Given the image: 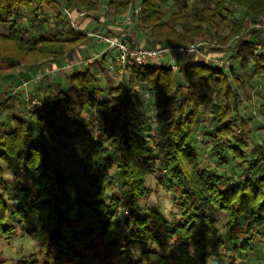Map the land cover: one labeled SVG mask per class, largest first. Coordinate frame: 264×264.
<instances>
[{"label":"trees","instance_id":"obj_1","mask_svg":"<svg viewBox=\"0 0 264 264\" xmlns=\"http://www.w3.org/2000/svg\"><path fill=\"white\" fill-rule=\"evenodd\" d=\"M53 1L0 0V28H8L0 32V84L21 67L58 63L88 38L72 27L68 38L26 37ZM65 1L89 12L101 8L100 0ZM161 1L142 0L135 19L148 46L215 37L206 51L232 54L242 67L252 65V75L243 77L234 65L222 68L192 59L180 70L135 64L106 91L88 64L75 68L67 87L54 97L41 96V105L26 106L25 116L11 113L10 124L0 123V239L22 236L20 226L34 219L37 246L16 264H71L91 256L100 264H171L168 248L201 264H208L213 252L226 258L220 249H229L233 261L228 264H245L241 256L253 252L258 239L264 242V140L253 138L250 121L241 113L247 86L264 77V0H195L168 19L161 15ZM106 5L112 15L123 16L130 0ZM240 12L250 16L248 24ZM138 84L161 93L154 133L138 108ZM24 98L14 94L7 101ZM85 114L95 135L79 151L73 142L78 132L65 118L80 123ZM207 121L214 124L204 134L222 172L203 162L194 145V127ZM151 173L157 188L172 195L177 211L170 219L146 204L153 192ZM26 177L30 184L22 183ZM11 202L21 204L12 210ZM10 212L16 223H9ZM220 212L227 216L223 224L213 216Z\"/></svg>","mask_w":264,"mask_h":264},{"label":"rangeland","instance_id":"obj_2","mask_svg":"<svg viewBox=\"0 0 264 264\" xmlns=\"http://www.w3.org/2000/svg\"><path fill=\"white\" fill-rule=\"evenodd\" d=\"M194 1L195 0H162L161 8H160L161 15L164 19H168L173 12H176L182 9L185 4L191 5ZM107 2L108 0H100L99 3L106 4ZM102 8L104 9L103 6ZM59 9L60 8H58V6H55L54 4H52L51 6L50 5L46 6L45 10L40 12L39 20H37V26L32 28L30 31H28L26 33V37L33 39L37 35L44 34V33L51 34V35L59 34L61 38L71 37V32H70L71 26L68 23L67 18L64 15L63 11L60 12ZM238 16L240 19H243L242 21L244 25L248 24L247 21H251L250 16L249 17L243 16L242 12H240ZM46 17H50V20L40 22L41 20H44ZM57 17L61 18L62 22L59 23L57 21ZM89 17L90 16H86L82 20L87 19ZM85 25L87 24L83 23L84 28H86ZM91 27H88L86 29L88 30ZM7 29H8L7 27H1L0 32H5L7 31ZM120 29L121 28L118 27L116 31L119 33ZM227 31L228 29L224 33H226ZM102 32H103V29H102ZM221 34L224 35L223 33L216 31L217 36ZM263 36H264V32H263ZM90 38H94V37L88 36L87 39H90ZM208 39H209V42H211L212 40L213 41L215 40V37H209ZM209 45L211 46V44ZM105 49H106V45L103 48V50L99 52L98 51L94 52L93 54H91V56L89 55L86 57H82V59L80 60V63L86 62V59L94 55H97V54H100V56H102V53L104 52ZM209 53H210L209 51H206V56ZM103 54H104V57H106L104 58L105 63L102 65L98 73L100 77V81H103V83H101L99 87L104 88V90L107 91L110 85H117L123 80L125 71L121 72L118 69H116L115 72L110 74L107 69L108 68L107 66L109 65L108 57L106 56L107 54L106 53H103ZM204 55L205 54H191V55L174 54L173 56H175L176 58V61L174 62L175 64L174 69L176 70L182 69L185 63V60L183 58H187L188 56H197L203 60L202 62H205L208 64L214 63L216 67H220V64L218 62H213L209 58H204L206 57ZM97 60H94V61H97ZM162 60L160 61L162 62ZM94 61H92L90 64H92ZM158 61L159 60H156L153 63H156ZM163 62H164V65H169V66H171L173 63L172 62L171 64H165L167 62H170L168 59L163 60ZM153 63H150L148 65H154ZM227 63H229V65H234L236 71L245 78L251 76L253 73V67L251 64H247L245 67H242L237 57L233 56L232 54ZM46 67H50V68H44L43 70L47 71V69H50L51 74L49 72L44 73V76L42 79L46 78L47 76H51V75L53 76L58 70V68H56L52 64H46ZM17 71L18 70H16V72ZM67 78L69 80V76H67ZM136 92L139 98L138 108L140 109L141 112H143L141 113L143 114V116L142 115L141 116L143 118H145L146 116L148 117V121L151 122V125H152L150 132L154 133L155 126L158 124V122L161 119V110H162L161 93H155V94L151 93L142 84H138V86L136 87ZM55 93L57 94V92ZM247 94L250 95V98H248ZM29 96L30 98L40 97L38 95L33 96L32 94H29ZM26 106H28V108H33V105L29 106L28 101H21V102L19 101L8 102L7 100L1 101L0 102V107H1L0 113H1L2 120L0 121V123H2L3 121L9 123L10 118H11V113L25 116ZM241 113L247 120L250 121V133L253 136V138L257 142H261L262 140H264V77H255L254 80L251 81L249 85L247 86L246 92L243 94V105L241 108ZM65 120H66V124H68L70 127H72V129L78 132V135L73 138V142H74V147H76V149L81 151V147H82L84 140H88L90 139V137H94L95 135L94 130L88 124V115L85 114L84 120L80 123H75L74 120L68 116L65 118ZM213 124H214L213 121L199 122L198 124H196V126L194 127V135H195L194 145L196 147L198 157L203 162L208 163L212 167H216L220 172H222V167L219 166L217 157L211 154V151H210L211 149H210V146L208 145L209 137H207L204 134L205 131H210L212 129ZM245 151L246 153L250 155L251 153L250 150H245ZM1 165L4 169L5 177L11 183L12 182L11 176L7 170L6 164L1 162ZM234 165L235 163H232L229 166V169H232ZM22 183L27 185L31 183V180L29 177H26V179L22 180ZM148 185L153 190V192L147 198L146 204H148L151 207H159L163 215L167 217L168 219H170L172 216V213L177 211L173 207L172 195L167 193L163 189L157 188V179L154 173L150 174ZM16 203L21 204V202H15V203L11 202L10 203L12 210L14 209L13 206L16 205ZM213 216L215 217L214 214ZM15 219L16 218L14 214L10 212L9 213V223H12V222L16 223L18 220L17 219L15 220ZM220 221L222 222V224L224 223L222 220ZM34 224H35L34 219H31L30 221L24 223L23 226H20V229H19L20 231L18 232L19 235H22V236L14 238L11 241L7 239H0V261L2 262V264H16L18 259L27 257L31 253L37 250L35 238H34L33 231H32ZM221 226H222V233L226 234V229L223 227V225ZM261 230L263 231L264 229H261ZM257 241L258 243L256 244L255 250L253 252H251L247 256L246 255L241 256V258L243 257L245 264H264V242L262 241L259 242V239ZM135 250L137 252L138 248H135ZM220 250L225 252L226 258L220 255L217 256L216 252H213V254L210 256L208 264H228V262L233 261L231 250L224 249V248H221ZM165 253L167 254L171 264H178V262H181V264H201L199 260H189V259L181 258L173 248L166 249ZM71 264H100V263L97 259L91 256L90 258L86 260L74 262ZM236 264H239V262Z\"/></svg>","mask_w":264,"mask_h":264},{"label":"built area","instance_id":"obj_3","mask_svg":"<svg viewBox=\"0 0 264 264\" xmlns=\"http://www.w3.org/2000/svg\"><path fill=\"white\" fill-rule=\"evenodd\" d=\"M142 0H130V8L127 13L123 15L122 18H119L118 23L121 25V29L119 33L116 35L110 34L108 32H102L101 24L98 22L93 25L88 30L84 28L81 19L86 16L95 15L94 12H89L84 9H79L76 6L66 2L65 0H54L53 4L60 8L64 15L66 16L70 26L79 31L87 34V36L94 37L98 42L105 43L106 49L103 53H106L108 57L109 65L107 66L109 73L115 72L116 69L119 71H124L125 69H129L131 66L135 64L147 65L153 63L156 60H169L166 64H171L174 67V62L176 61L174 54L181 55H191V54H205L206 56V47L209 42L206 41H196L189 45H175V46H148L143 44H137L131 40V31L133 26L135 25L136 17L141 13ZM106 8V7H105ZM258 47H261L260 45ZM102 53V55H104ZM100 54L94 55L86 59L84 62L85 65L90 64L92 61L99 59ZM206 58L211 59L213 62H218L220 67L226 68L229 66V58L227 57L225 52L214 54L210 52L207 54ZM227 64V65H226ZM46 65L39 66L38 70L34 75V81L40 82L44 76V73L49 72L51 74L50 69L44 71ZM53 72V70H52ZM19 87L14 89V94L17 93ZM32 97V96H31ZM25 101L29 102L30 105H41L42 99L32 97L30 98L29 94L25 97ZM143 113V112H141ZM143 116V114H141ZM141 116V117H142ZM2 120L0 113V121Z\"/></svg>","mask_w":264,"mask_h":264},{"label":"crops","instance_id":"obj_4","mask_svg":"<svg viewBox=\"0 0 264 264\" xmlns=\"http://www.w3.org/2000/svg\"><path fill=\"white\" fill-rule=\"evenodd\" d=\"M107 4V3H106ZM106 4H101L104 9L101 8L94 12L95 15L90 16L87 19L82 20V24L85 25L86 28L91 27L95 25L96 23H100L101 27L104 32H108L111 34H117L116 29L118 27L120 28L121 25L118 23L119 18L122 16H114L111 13H109L106 8ZM132 34H131V40L134 41L137 44H143L148 45V38L147 35L141 31L136 25L132 28ZM105 47V43L98 42L95 38H90L85 40L84 44L81 45L78 48L73 49L70 51L61 61L58 63H51L53 66L58 68L57 72L52 76H47L46 78L42 79L40 82L34 81V75L39 67H22L18 69V71L14 74L13 78L9 81H6L2 84H0V102L8 100L12 95H14V89L19 87L17 91V95H19V99L22 100V97H26L28 94H32L33 96H52L56 95L55 92H59L62 89H65L68 83L67 76L70 75V73L75 68H81L84 70L87 65L84 63H80V60L82 57L91 56L94 52H99L103 50ZM204 57V56H203ZM104 55L97 60L94 61L92 64H90V67L92 71L96 73V75L99 76V71L104 62ZM206 58V57H204ZM102 59V60H101ZM185 61L187 59H194L198 61H203L197 56H188L187 58H183ZM103 61V62H102ZM102 62V63H101ZM159 60L156 63H153L154 65L164 64L163 60ZM125 75V74H124ZM103 83V81L100 82V84ZM104 89V88H103ZM18 99V98H17ZM25 99V98H24ZM16 100V99H15ZM18 101V100H16ZM17 103V102H16ZM215 215V218H219L224 223L227 221V216L225 212H220L218 214L213 213Z\"/></svg>","mask_w":264,"mask_h":264}]
</instances>
